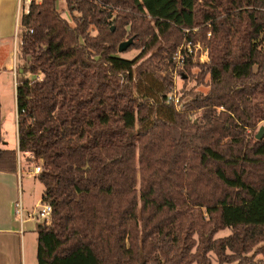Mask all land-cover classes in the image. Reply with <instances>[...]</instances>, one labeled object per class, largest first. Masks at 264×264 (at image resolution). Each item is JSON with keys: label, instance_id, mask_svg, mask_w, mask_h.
<instances>
[{"label": "trees", "instance_id": "obj_1", "mask_svg": "<svg viewBox=\"0 0 264 264\" xmlns=\"http://www.w3.org/2000/svg\"><path fill=\"white\" fill-rule=\"evenodd\" d=\"M59 1L18 27V149L52 206L38 264H264V0ZM186 37L209 59L178 73L209 90L177 109Z\"/></svg>", "mask_w": 264, "mask_h": 264}, {"label": "crops", "instance_id": "obj_2", "mask_svg": "<svg viewBox=\"0 0 264 264\" xmlns=\"http://www.w3.org/2000/svg\"><path fill=\"white\" fill-rule=\"evenodd\" d=\"M24 1L30 4V0H0V149L15 150L18 156L17 47L21 12L25 9ZM20 152L23 154L20 155L21 159L18 157V172L0 171V264H24L23 242L26 234L32 230L36 232L38 225L44 222L35 216H29L42 203L44 188L40 189L41 195L36 200H25L23 175L29 169L27 162H23L27 156ZM28 178L37 179V174L28 175ZM26 180L27 195L28 192L35 191L37 185ZM20 197L25 205L21 219L14 213L15 201Z\"/></svg>", "mask_w": 264, "mask_h": 264}, {"label": "rangeland", "instance_id": "obj_3", "mask_svg": "<svg viewBox=\"0 0 264 264\" xmlns=\"http://www.w3.org/2000/svg\"><path fill=\"white\" fill-rule=\"evenodd\" d=\"M61 7H63L64 4L60 3ZM29 7V3H23V8H25L26 10L28 9ZM64 17L65 18H68L71 21V16L70 14H68L67 12L64 13ZM186 39V38H185ZM184 40H182L181 42V45H184ZM142 52V49H139V48H135V49H132L130 51H124V52H121V56H123L124 58H127V59H134L137 55H139L140 53ZM200 57H201V52L198 53V56L192 60L194 62V66L191 68V71L193 73H197L198 71H200V67L203 66V64L207 61H201L200 60ZM208 80V78H207ZM174 81H175V87L178 89L179 91V95L182 96L181 94L183 93V89L184 90H187L188 88H191V87H195L196 86V82L191 79V78H185V77H181L180 74H178L177 76L174 75ZM195 89L201 93H204V92H207L209 90V87L207 85H197L195 87ZM261 126H264V123H262L260 125ZM260 130V129H259ZM258 130V132H259ZM22 158L24 159V157L22 156ZM25 161V159L23 160V162ZM27 162L26 165H28V169H32L34 170V167H35V164L34 163H29ZM29 173H24L23 175V185H24V188H25V193L23 194L24 195V198L25 200H29L31 198V200H36V198L41 195V188L43 190L44 188V185L40 183V181L37 179H34V178H28V175ZM26 179H29L30 182L28 183H34L35 185H37V189L34 191H30L28 192V194L26 195V191L28 190V188H26ZM40 183V184H39ZM30 200V201H31ZM41 203V202H40ZM231 233V230L228 229V228H225V230H222L220 231L219 233L216 234L215 237H224L225 235H228ZM26 238L23 242V253H24V264H37V247H38V236L35 232V230H32V232H28L26 234ZM213 264H216V261H213ZM235 264V263H233Z\"/></svg>", "mask_w": 264, "mask_h": 264}, {"label": "built area", "instance_id": "obj_4", "mask_svg": "<svg viewBox=\"0 0 264 264\" xmlns=\"http://www.w3.org/2000/svg\"><path fill=\"white\" fill-rule=\"evenodd\" d=\"M31 2V0H30ZM60 3H64L65 0H60ZM201 52V57L200 60L201 61H208L209 59V49L204 45V44H200L199 42L194 43L191 39L187 38L184 41V45L180 46L177 50V52L173 55V61L175 62V65L177 67L176 71H175V75L177 76L178 73V69L179 68H183L188 59H192L194 60L197 56L198 53ZM38 79H42L41 76H38ZM179 91L178 89L175 87L173 90L170 91V93L167 95L168 96V103L171 104V102L173 104H175L177 109H182L184 104L181 100V96L178 94ZM18 114V112H17ZM19 118V117H18ZM23 154V153H22ZM21 152L19 151V158L21 159L22 155ZM25 154V161L29 162V163H33L31 160H33V155L29 152H24ZM42 168L40 167V165H35L34 170L30 169L29 170V174L30 176H35L36 174H38L39 172H41ZM37 211H34L31 215L29 216H35L43 221L45 220H50V215L52 212V206L46 202H42L41 204H39L37 206ZM24 212H25V205L24 202L22 201L21 197L20 199L15 201L14 204V213L17 217H19L20 219L24 216Z\"/></svg>", "mask_w": 264, "mask_h": 264}, {"label": "water", "instance_id": "obj_5", "mask_svg": "<svg viewBox=\"0 0 264 264\" xmlns=\"http://www.w3.org/2000/svg\"><path fill=\"white\" fill-rule=\"evenodd\" d=\"M132 43H133V39H129L127 41L121 42L119 44V51L124 52V51L128 50L131 47ZM263 135H264V126H261L259 132L257 133L256 138L261 139L263 137Z\"/></svg>", "mask_w": 264, "mask_h": 264}]
</instances>
